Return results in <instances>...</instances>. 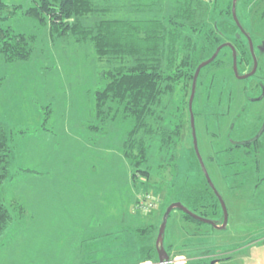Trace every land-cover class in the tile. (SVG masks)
Wrapping results in <instances>:
<instances>
[{
	"label": "rangeland",
	"instance_id": "374dc122",
	"mask_svg": "<svg viewBox=\"0 0 264 264\" xmlns=\"http://www.w3.org/2000/svg\"><path fill=\"white\" fill-rule=\"evenodd\" d=\"M96 1L100 5H107L108 11L93 13L90 21L93 24L100 19L130 17L140 20L152 19L155 15V11L149 9L150 4H153L152 0ZM153 1L155 8L160 11L156 15L181 8L186 2ZM200 1L208 8V15H205V26L198 28V34L194 33L192 58L193 65L196 66L192 67L193 72L213 56L222 44L230 42L234 45L236 35L241 33L232 11L234 0ZM1 2L6 6V9L0 7V16L4 18L16 5L20 6L21 10L9 21V24L19 25L23 20L29 19L25 16L24 9H29V4L37 0H0ZM10 4L13 5L12 8L8 6ZM236 13L238 22L259 46L264 37V0H239ZM183 21L185 20H181V23ZM24 27L38 33L30 61L17 59L14 64L6 63L0 76L4 78L3 87L20 116L26 118L30 113L33 117L29 126L30 138L37 143L50 145L53 155L61 148L68 149L58 159L53 173L55 183L61 189L78 185L83 177H97L102 173L106 175L105 181L89 185L92 205L90 212L78 217L76 223L79 227L71 223L63 227L61 234L65 237L66 251L59 256L53 254L52 258L67 261L68 264H151L146 261L147 255L158 237L164 209L175 202H181L202 215H214L219 221L223 220L222 204L209 186L193 147L189 123L193 79H177L173 93L164 92L161 104L155 108L156 114L166 116V123L173 120L171 122L174 126L178 123L181 125L177 150L165 152L166 160L161 162L163 167H154L149 177L140 173L136 176L137 168L125 155L123 144H113L102 131L90 130L93 127L103 128V121L90 113L97 101V91L105 85L107 67V63L100 64L102 57L93 43H76V33L68 32L64 35L61 30L56 32L50 26L41 25L36 28L34 23H30ZM15 31H20V27H16ZM179 32L181 40L177 46L178 62H182L183 54L188 52L186 35L193 33L187 28ZM198 35L200 38H196ZM8 36L15 37L13 32H8ZM242 37L243 41L237 44L238 63L240 72L246 73L252 69L253 60L251 53L247 51V38L244 35ZM202 52L206 53L203 61L200 59ZM260 60L261 66L258 67L256 77L238 80L233 75L232 51L224 48L215 64L206 66L201 72L198 94L193 104L199 150L212 182L224 199L228 223L225 229H212L208 225L199 224L182 210L173 209L167 223L165 243L174 245L179 261L181 246L183 248L184 244H199L230 250L241 248L234 255L233 264H264V184L259 183L264 179V147L260 148L257 157V150L254 148L235 150V147L230 146L233 141L249 139L260 127L258 122L253 127L242 121H236L237 131L230 127L241 110L240 104L250 105L257 111L263 106L264 102L259 101L258 97L260 90L251 87L253 80L264 76V57H260ZM241 85L249 86L246 95ZM37 98L38 103L35 102ZM253 100L258 102L254 103ZM26 123V119L25 123L9 121L5 125V134L12 129V135L19 140L18 132ZM45 123L50 132L44 131ZM125 123L126 126L132 124L131 121ZM261 141L264 142V137L260 139V145ZM172 155H175L174 161H171ZM100 162L105 167H97L96 172H92L93 166ZM19 163L23 161L13 163L9 177L16 172ZM219 163L227 165L220 167ZM156 164L157 161L154 165ZM200 185L207 186L209 198L193 207L185 199L184 193ZM0 190L4 193L0 198L12 215L10 224L0 235V264H17L18 261L29 258L26 251L30 241L27 237H20L33 223L24 216V211L32 209L33 201L25 193L18 195L16 185H12L10 179L3 182ZM60 214L61 206L54 202L52 215L55 217ZM48 220V216H41L36 222L37 229H46Z\"/></svg>",
	"mask_w": 264,
	"mask_h": 264
},
{
	"label": "snow or ice",
	"instance_id": "6c2138e0",
	"mask_svg": "<svg viewBox=\"0 0 264 264\" xmlns=\"http://www.w3.org/2000/svg\"><path fill=\"white\" fill-rule=\"evenodd\" d=\"M239 3V0H235ZM10 8L13 5H8ZM0 7H3L0 4ZM29 9H24L25 16L29 19L23 20L19 25L9 24V21L16 16V12L21 8L17 5L14 10L7 15L6 18L0 16V39L5 42H0V73L3 71L4 64H14L18 58L25 61H30L31 53H26L22 57L13 55L14 52L23 51L26 47L34 49L38 33L31 29H25V24L34 23L36 28L41 25L50 26L53 30H61L64 35L68 32L76 33V43H87L91 41L98 51L102 48L103 41L107 40V36L98 34L97 29L104 27L108 22L104 24L91 23V17L93 13H103L108 11L107 5H100L89 0H37L35 3L29 4ZM110 14V13H109ZM179 17H177L178 19ZM119 23V21H117ZM7 25V27H5ZM182 24H177L176 27H182ZM16 27H20V31H15ZM235 31V29H231ZM6 32H13L15 40L13 42H7ZM247 37V43L249 47L248 52L251 53L253 60L257 67L261 66L260 57H264V37H262V43L257 46L253 37L247 32L244 33ZM223 49L221 48L220 51ZM233 53L237 59L239 54L236 53L233 47ZM259 53V56L257 55ZM206 53H201L200 59L203 61V56ZM105 59H100V64L107 63V52L101 53ZM219 56L217 51L213 56L209 57L206 63L201 65V69L207 64L213 63L215 58ZM7 57V60L5 59ZM122 64L127 63L122 61ZM136 66L131 68L129 75L132 79L121 81L120 87L124 85L128 87L124 89L123 93L117 91V84H111L104 93H97L98 100L95 102L93 111L90 115H94L97 119L103 121V128L94 127L90 130L93 132H103V135L109 139L113 144L120 142L124 148H128L129 144H138L141 148L147 143V138L156 136L159 133L152 128V126L146 122V115H155V113L148 111L149 105L142 103V99H146L143 96L144 86L148 82H154L159 79L158 69L151 67V58L147 56H140L135 61ZM195 67L196 65H191ZM221 65H217L220 67ZM183 67V66H181ZM117 71L123 73L128 71L127 68L121 67ZM106 75H112L111 72L105 73ZM183 75V73H181ZM195 80H199V72L190 74ZM255 76V69L245 76V79L251 80ZM180 77H177L179 79ZM117 77L113 75V80ZM4 78L0 76V189L3 188V181L9 180L12 185H16V192L25 193L29 195L33 201L32 209L24 211V216L28 217L33 223L29 230L21 233V239L27 237L30 241L29 249L26 251V255L29 257L23 261H18L17 264H68L67 261H61L59 259L52 258L53 254L59 256L65 249V237L61 234L62 229L67 224H75L79 216L87 214L91 210V201L89 199V185L93 182L101 183L106 180L104 173L97 177H83L80 179L78 185H69L65 188H60L55 183L53 173L56 171V165L58 159L64 152L68 151L66 148L58 150L57 154L53 155L50 152V145H45L43 142H35L29 136V126L33 122V117L29 113L26 118L21 117L19 111L14 107V102L10 98V95L3 87ZM210 87H212L210 85ZM251 87L264 90V76L253 80ZM241 88L245 95L248 92L249 86L241 85ZM115 93V95H113ZM137 93V95H132ZM91 94V93H89ZM117 96L120 99L121 104L115 107L109 106L106 101L112 100L115 103ZM129 97L132 101L130 102ZM192 101H195V92L191 97ZM259 100L264 101V91H262ZM35 102H39V98ZM258 102V101H253ZM121 105L125 110L121 112ZM240 112L234 118L233 123L230 125L233 131L238 130L237 122L242 121L243 124H250L253 127L258 122L261 126L260 131L256 137H249L253 143H258L261 137H264V106L259 111L251 108L250 105L240 104ZM47 110V109H45ZM27 123L22 127L18 135L20 137L17 140L12 135V129L5 134V125L9 121H19L20 123ZM38 119V117H37ZM219 119V117H217ZM135 121L131 126H126L125 122ZM51 121V113L48 116V122ZM189 123L192 127V134L195 139V127H196V113L194 111L189 112ZM243 124L241 126H243ZM44 131L50 132V129L45 123ZM126 137L127 139H124ZM139 137V139H137ZM234 139V137H230ZM259 147V145H258ZM196 151H199V141L196 140ZM138 154L127 153L128 159H137ZM22 160L23 163H19L16 172L8 175V169L13 166L16 161ZM97 167L104 168L103 162L98 165H94L92 172H96ZM76 175L75 173L73 174ZM23 177V179H21ZM29 177L38 179L29 180ZM49 178H52L49 180ZM135 179V177H134ZM260 184H264V179H261ZM214 187V186H213ZM4 195L0 190V197ZM215 195L219 196L218 191ZM185 199L193 207H197L207 201L209 198V192L206 185H200L187 190L184 193ZM164 197H162V200ZM58 202L61 206V214L59 216L52 215L53 203ZM15 203V198H14ZM169 215L171 214V207L164 209ZM187 211V207H185ZM41 216H48V226L46 229H37V221ZM11 221V215L5 213L0 216V232L4 231L2 225L4 221ZM166 224V220H165ZM222 227H225L222 225Z\"/></svg>",
	"mask_w": 264,
	"mask_h": 264
},
{
	"label": "trees",
	"instance_id": "16d2710c",
	"mask_svg": "<svg viewBox=\"0 0 264 264\" xmlns=\"http://www.w3.org/2000/svg\"><path fill=\"white\" fill-rule=\"evenodd\" d=\"M89 2L97 3L96 0H89ZM151 2H153V4H150L149 9L155 11V15H153L152 19L145 18L137 20L130 19V17H128L126 19H100V21L96 23L104 24L105 21L108 22L104 27L97 29V33L106 35L107 40L103 41L102 43L104 46L96 51L99 55L104 52L108 53V56L106 57L108 62L107 67L105 68V73H112V75H106L105 85L102 89L97 91V93L102 94L104 92H107L111 84H117V91L123 93L124 89L128 86L124 85L123 88L120 87L121 81L132 79V77L129 75V72L131 71L132 67L136 66L135 61L138 59V57H150V66L158 69L159 79H157L154 84L150 81L146 86H144L143 96L146 99H142L141 102L148 104V111L155 113V108L157 107V105L161 104V95L166 91L173 93L174 89L176 88L177 77H180L181 79L187 78L189 80L194 79V77L190 75L195 73L193 72V68L191 66L193 65L192 55L194 50L193 45L195 42L193 37H195L194 33L198 34L197 30L199 27L201 29L202 26H205L207 21L205 15H208V8H206L200 0H195L194 2L193 0H186L185 5L180 6L182 9L175 8L171 12H165L163 10V15H156L159 9L155 8V1L152 0ZM193 3L195 5H193ZM0 4L3 5V9H6L4 3L1 2ZM142 11H144V9ZM177 17L179 18L177 19ZM181 20H185L183 21L184 24L181 23ZM117 21H119V23H117ZM177 24H182L183 26L176 27ZM169 26L171 28H169ZM185 28L192 31L193 34L191 35L190 33H188L186 35L185 41L188 52H185L183 54V61L178 62L177 46L178 42H180L181 40V34L179 31ZM54 31L58 32V29ZM5 36L7 37V42H13L15 40V37L13 38V36H8V32L5 33ZM197 37L200 38L199 35L196 36V38ZM0 42L5 41L3 39H0ZM32 52L33 49H29L26 47L23 51L14 52L13 55L22 57L26 53H31L32 55ZM101 57L102 59H105V57H103L102 55ZM5 59L7 60V57H5ZM122 61L127 63L122 64ZM215 61L211 63V65L215 64ZM245 62H247V60H245ZM121 67L127 68L128 71H125L123 73L117 71V69ZM181 73H183V75H181ZM113 75L117 77L116 80H113ZM197 94L198 88L196 97ZM113 95H115V93H113ZM132 95H137V93H133ZM129 100L130 102L135 103V101L131 100V97H129ZM106 103L111 107H115L116 105L121 104L118 96L115 100V103H113L112 100H108L106 101ZM120 110L121 112L125 110L123 105H121ZM181 115L183 116V114H180V116ZM168 116L170 117L169 113ZM174 116H176V114ZM165 117L166 116L164 114L156 113L155 115H146V122L149 123L152 128L155 129L159 134L156 136L148 137L147 143L143 146V148L134 143L129 144L128 148H124L125 155L127 153H132L134 155L136 154V152L142 153V155H139L137 159H130L133 161V166L137 168V173H135L136 176L138 173H140L144 177H149L152 174L154 167L155 169L163 167V164H161V162H165L166 160L164 155L165 152L169 153L171 151L177 150V137L181 125L178 123L177 126H174L171 122L173 120L166 123ZM131 123L133 124L135 123V121L133 120L131 121ZM165 124H167V127H165ZM92 126L93 125H90V127ZM137 139H139V137ZM172 145L173 147L171 148ZM175 155H172L171 161L175 160ZM156 161L157 164L155 166L154 164ZM231 164L232 163H230L229 165ZM226 165L227 164L219 163L220 167H224ZM10 169L11 168L8 169V175L10 173ZM5 213L11 215V210H9V208L3 203V200L0 198V216L4 215ZM10 222L11 221L8 220L4 221V224L2 225L4 231L6 230ZM4 231L0 232V235Z\"/></svg>",
	"mask_w": 264,
	"mask_h": 264
},
{
	"label": "flooded vegetation",
	"instance_id": "af4514ba",
	"mask_svg": "<svg viewBox=\"0 0 264 264\" xmlns=\"http://www.w3.org/2000/svg\"><path fill=\"white\" fill-rule=\"evenodd\" d=\"M236 7H237V5H236ZM236 12H237V8H236ZM239 29H240V27H239ZM240 31H241V33H238L236 35V39H235V44L236 45L235 44L233 45L230 42L224 43V44H227V45L228 44H232L236 48L237 53H238L237 44H239L240 42L243 41V37L242 36L244 35V33L242 32L241 29H240ZM244 37H246V36L244 35ZM227 47L230 48L229 46H226L224 48H227ZM231 51H232V49H231ZM220 54H221V51L219 52V56H220ZM257 55L259 56V53ZM219 56L216 57L215 60H217L219 58ZM232 56H233V52H232ZM251 58H252V56H251ZM252 60H253V58H252ZM209 65H211V64H209ZM237 67H238V73H239L240 76L246 75L248 73H251L253 71V68H254V60H253L252 69H250L249 72H246V73H241L240 72L238 59H237ZM257 72H258V68H257V71L255 72V76L254 77H256ZM200 75H201V73H200ZM233 75H234V77L236 79H238L236 74H235V72H234V59H233ZM199 78H200V76H199ZM258 78H260V77L258 76ZM238 80H241V79H238ZM244 80H249V79H244ZM252 89H256V88L253 87ZM257 89H259V88H257ZM259 90H260V94H259L258 97H260L262 91H264V90H261V89H259ZM253 101H255V100H253ZM259 101H261V100H259ZM263 106H264V103H263ZM190 128H191V125H190ZM260 128H261V126L254 133V135L252 136L253 138L258 135V133L260 131ZM191 133H192V128H191ZM196 133H197V130H196ZM192 138H193V135H192ZM197 138H198V136H197ZM260 139H259L258 143H253V141L250 138L247 139V140L233 141V143H231L230 146L235 147V150H238V149H241V148H245V149L249 150L250 148H254V149L257 150L256 151V156H257V154L259 153L258 151L260 150V148L264 147V142L263 141H261V145H260V143H259ZM192 140H193V147H194V139H192ZM258 145H259V147H258ZM194 150H195V148H194ZM252 152L255 153L254 150H252ZM195 153H196V151H195ZM196 156H197V154H196ZM198 161H199V159H198ZM257 161L260 162L259 160H257ZM211 162H214V161H211ZM204 163H205V161H204ZM232 163H234V162H232ZM199 164H200V161H199ZM200 167H201V164H200ZM190 210L193 213H195L196 215L200 216V217H203V218H206V219L213 220V221L217 222V225L219 227H221L223 225V222H224V219H225L223 207H222V210H223V220L222 221H219L217 216H214V215L213 216L212 215L211 216H206V215H202L201 213H198L195 210H192V209H190ZM186 215L189 216L190 218L194 219L196 222H198L201 225H208L212 229L214 228V229L220 230L218 228H215L211 224H208V223L202 222L200 220H197V219L191 217L188 214H186ZM159 230H160V228H159ZM163 246H164L165 251H163L162 254H161L160 253L161 244L158 242V237H157L154 240L152 246L150 247V250L148 251V255H147V260L146 261H150L151 264H233L232 260L234 258V255L237 254L236 252L238 250L240 251V249H241V248L240 249L236 248V249L230 250V249H225V248L222 249L219 246L215 247L214 245H207L205 247V245L202 246V245H199V244H196L195 246H188V245L184 244L183 248L181 246V250H180V253L182 255H184V256L181 255V259L182 260L180 259V261H179V258L177 257V252L174 250V245H172L171 243H169L167 245L165 243V238H164ZM191 247H193V248H191Z\"/></svg>",
	"mask_w": 264,
	"mask_h": 264
},
{
	"label": "water",
	"instance_id": "95a60500",
	"mask_svg": "<svg viewBox=\"0 0 264 264\" xmlns=\"http://www.w3.org/2000/svg\"><path fill=\"white\" fill-rule=\"evenodd\" d=\"M236 5H237V3H236L235 0H234V2H233V10H232V11H233V15H234V18H235V20H236L238 26L240 27V29L242 30V32L245 33L246 31L244 30V28L242 27V25H241V24L238 22V20H237V13H236V8H237V7H236ZM226 46H229V47L232 49V52H233V47H234V46H233L232 44H228V45H227V44H223V45H221V46L216 50V52H217V51L220 52V49H221V48L223 49V48L226 47ZM234 48H235V47H234ZM235 50H236V48H235ZM216 52H215V53H216ZM236 53H237V50H236ZM233 59H234V72H235L237 78H238V79H241V80H242V79H245V76H247V74H246V75H242V76H240L239 73H238L237 57H236V55H235L234 53H233ZM207 61H208V60H207ZM207 61L202 62V63L198 66V68H197V70H196L195 73L199 72V76H200V73H201V71L203 70V68L206 67V66H204V67H202V69H201V65H202L203 63H206ZM210 64H211V63H210ZM208 65H209V64H207V66H208ZM257 68H258V67L256 66L255 61H254V68H253V70L255 69V72H256V71H257ZM248 74H249V73H248ZM197 84H198V81L195 80V79H193L192 92H191V96H190V100H189V111H190V110L193 111V104H194V101L191 100V97H192V95H193V92H195V97H196ZM191 128H192V127H191ZM192 132H193V130H192ZM195 133H196V127H195ZM192 135H193V134H192ZM193 139H194V137H193ZM196 140H198V138H197V133H196V137H195V139H194V148H195ZM195 151H196V149H195ZM196 154H197V157H198V159H199V161H200V164H201L202 170H203V172H204V174H205V177H206V179H207V181H208L210 187L212 188V190H213L214 193H215V192L217 191V188L215 187L214 183H213L212 180H211V177H210V175H209V173H208V171H207V168H206V166H205L204 160H203V158H202V156H201L200 150H199V151H196ZM213 186H214V187H213ZM218 199L220 200V202H221V204H222V207H223V209H224V217H225V219H224V222H223V226H225V227H222V226L219 227V226L217 225V222L196 215V214L193 213L188 207H187V211H185V207H186V206H185L183 203H181V202H175V203H172L171 205H169V207H171L172 211H173V209H175V208L180 209V210H182L184 213L190 215L191 217H193V218H195V219H197V220H200V221H202V222H205V223L211 224V225H213L215 228H218V229L222 230V229H225L226 226H227V223H228V212H227V207H226V205H225V202H224L223 197H221V195H219V196H218ZM172 211H171V212H172ZM169 217H170V215H169L167 212H165V214H164V216H163V219H162V223H161V225H160V230H159V235H158V242L161 244V247H160V253H161V254H162L163 251H165L164 246H163V242H164V238H165V233H166L167 223H168V219H169ZM165 220H166V224H165ZM161 259H162V258H161ZM162 260H163V259H162ZM162 260H161V261H162Z\"/></svg>",
	"mask_w": 264,
	"mask_h": 264
}]
</instances>
